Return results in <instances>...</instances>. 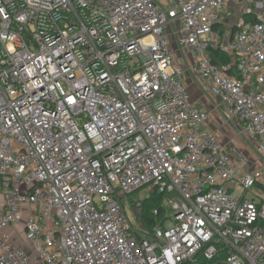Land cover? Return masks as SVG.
<instances>
[{
    "label": "built area",
    "instance_id": "obj_1",
    "mask_svg": "<svg viewBox=\"0 0 264 264\" xmlns=\"http://www.w3.org/2000/svg\"><path fill=\"white\" fill-rule=\"evenodd\" d=\"M228 1L0 0V264L31 263L14 228L38 264H264V170L184 79L264 157V14L220 32ZM148 187L174 214L144 235Z\"/></svg>",
    "mask_w": 264,
    "mask_h": 264
},
{
    "label": "crops",
    "instance_id": "obj_2",
    "mask_svg": "<svg viewBox=\"0 0 264 264\" xmlns=\"http://www.w3.org/2000/svg\"><path fill=\"white\" fill-rule=\"evenodd\" d=\"M257 3H261L262 8H256L255 5ZM170 4V0H162L161 6L170 7ZM249 5L253 7L254 13L264 14V0H239L238 2L229 0L227 2V9L221 15L219 25L225 29L227 22L229 24L227 26L233 28L241 19H254L253 15L250 16L243 14L244 9ZM171 47L174 51L178 50L174 43H172ZM185 85L189 91L193 104L197 108L209 113L210 118L206 128L218 136L225 151L231 156H234L238 152H242L248 159H250L249 170H264V159L262 157L259 159L258 157L260 156L257 157V153L254 154L253 150H249L245 144L240 141L241 138H239L240 135L236 120L227 118L225 115V106L209 94L210 83L186 73Z\"/></svg>",
    "mask_w": 264,
    "mask_h": 264
},
{
    "label": "rangeland",
    "instance_id": "obj_3",
    "mask_svg": "<svg viewBox=\"0 0 264 264\" xmlns=\"http://www.w3.org/2000/svg\"><path fill=\"white\" fill-rule=\"evenodd\" d=\"M227 25H229V24L226 22V27H225L224 30L226 31L227 34H229L232 28H230ZM184 79H185V77H184ZM239 138H241L240 141L243 142L245 144V146L249 150L251 149V150H253V153L254 154L256 153L255 149L253 148L252 142H250L249 140H247V139H245L243 137H240V136H239ZM256 156L258 157L257 154H256ZM258 158L261 159V157H258ZM263 159H264V157H263ZM249 161H250V159H249ZM149 195H150V188L148 187V188H144V189H141L140 191H138L136 193L135 197L139 201H143V200L147 199L149 197ZM247 198L250 199L251 197L250 196H247ZM123 204H124V207H125V211L127 213V216H128V218L130 220V223L133 226V229L135 231L139 232V226L137 224L136 217L134 215L133 209H131L129 203L126 200H124ZM163 207H164V216H163V218L165 219L164 220V226L165 227H171L172 224H173V214L174 213L171 210L170 206L168 204H166L165 200L163 201ZM22 229L23 228L20 226V230H22ZM9 233L18 242L17 244H19L24 249V251L26 253L30 254V256L32 255L31 256V263L30 264H38L37 260L34 258L33 254H32L31 248L29 247L28 243H26L24 241L23 236L21 235V233L18 232V229L17 228H14V230L11 231V232H9Z\"/></svg>",
    "mask_w": 264,
    "mask_h": 264
},
{
    "label": "trees",
    "instance_id": "obj_4",
    "mask_svg": "<svg viewBox=\"0 0 264 264\" xmlns=\"http://www.w3.org/2000/svg\"><path fill=\"white\" fill-rule=\"evenodd\" d=\"M246 21L253 23L255 20L253 18H246ZM215 27L216 30L225 32L221 25L217 24ZM209 55L215 64L228 63L230 60L228 56L222 55L218 52H210ZM163 201L164 198L156 193H151L147 199L142 201L139 211L141 224L145 232L144 235H148L147 232H149L154 226L162 224L164 216ZM154 210H157L159 213L156 217L153 216ZM136 235L139 237V234L136 233Z\"/></svg>",
    "mask_w": 264,
    "mask_h": 264
},
{
    "label": "water",
    "instance_id": "obj_5",
    "mask_svg": "<svg viewBox=\"0 0 264 264\" xmlns=\"http://www.w3.org/2000/svg\"><path fill=\"white\" fill-rule=\"evenodd\" d=\"M234 29V27L231 29V31ZM26 32V31H25ZM26 35H27V33H26Z\"/></svg>",
    "mask_w": 264,
    "mask_h": 264
}]
</instances>
